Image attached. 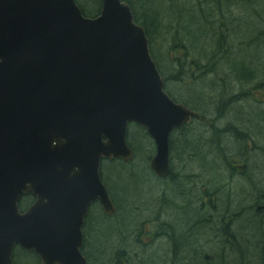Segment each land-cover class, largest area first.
I'll list each match as a JSON object with an SVG mask.
<instances>
[{
  "label": "water",
  "instance_id": "water-1",
  "mask_svg": "<svg viewBox=\"0 0 264 264\" xmlns=\"http://www.w3.org/2000/svg\"><path fill=\"white\" fill-rule=\"evenodd\" d=\"M102 3L87 18L76 0H0V264L16 247L40 264H88L90 207L116 213L102 162L134 161L129 126L147 130L151 169L167 178L173 132L203 120L166 92L131 7Z\"/></svg>",
  "mask_w": 264,
  "mask_h": 264
},
{
  "label": "trees",
  "instance_id": "trees-1",
  "mask_svg": "<svg viewBox=\"0 0 264 264\" xmlns=\"http://www.w3.org/2000/svg\"><path fill=\"white\" fill-rule=\"evenodd\" d=\"M122 1L131 7L136 23L146 30L151 53L164 78L167 93L176 102L186 105L203 117V120L194 121L173 133L172 172L168 179L156 180L158 185H152L151 191L148 189L158 201L171 205L158 208L156 213H151L150 210L144 211V216L149 214L155 218L148 219V222H157L159 226V233L155 232L153 236L162 238L168 245L164 254L165 260L161 264H217L215 261L219 264H264V200H253L255 204L249 208V212L241 211L237 214V208L235 212L232 211L234 203L222 200L227 190L223 184L225 180L223 170L230 173L227 176L230 180L241 176L236 174L241 168L236 167L234 156L238 154L234 151L233 145L241 146V142L246 145L252 139L250 131H256L257 134L254 132V136L264 144V113L255 110L244 113L237 107L247 102H256L255 92H263L264 95V64L262 65L264 58L247 61L243 58L244 54L242 57H233L235 44L232 38L250 34L249 29L252 26L249 25L248 19L236 20L235 17L229 18V16H232V10L250 9L251 6L258 7L259 11L264 13V8L260 9V6H264V0ZM76 2L85 17L95 18L102 10V0H76ZM159 2L162 7H159ZM258 17L259 23L264 26V14L263 16L258 14ZM163 23H167L166 29L169 32H175L169 49L170 54L174 56L173 59L170 60L168 55L163 53L166 70L162 69L159 57L152 52L158 46L157 38L161 30L165 29ZM241 26L242 29L248 30L242 31ZM225 29L229 30L225 31ZM258 31L255 38H249L250 42L241 41V47L247 49L254 43L258 49H261L264 46V30L260 31L259 28ZM243 48L240 53L245 50ZM220 66H224L226 71L222 69L220 72ZM209 79H211L208 86L211 99H208L210 102L205 108L197 103L191 104L181 95L176 96L170 88V84L182 89L190 86L200 87ZM201 93L203 96L202 90ZM209 106L215 111L212 112ZM209 113L213 115L211 120L207 117ZM232 114H236V122H231L224 128L218 127V124ZM128 144L135 153V160L129 164L120 160L109 163L132 166L137 164L135 161L142 159L138 163L145 170L142 178H148L147 182L155 180L156 177L150 170V160L155 153V145L147 131L137 125H131L128 131ZM244 153V156L249 154L247 150ZM177 159L179 163L185 165L179 172L176 168ZM241 163H244L243 173L245 170L244 174H248L246 176L250 179L245 180L249 185L248 191L245 188L240 190L241 201H245L244 198L249 197L251 190L252 192L255 190L257 180L253 176H257L260 183L264 184V175L261 169L258 170V164L253 168L252 165H248V159ZM190 164L195 166L191 169V173H188ZM194 171L199 173H193ZM123 172L126 170L123 169ZM102 175L105 185L118 205V216L124 214L127 208L126 205L117 202V193L131 195V190L120 180V176L114 178L115 190L109 183L105 170H102ZM263 187L258 190H264ZM134 193L140 195L135 191ZM172 194L176 198L175 202L168 201V196ZM33 200V196H24L20 204L21 209L30 205ZM226 210V216H222ZM188 211L193 212L194 217L175 224V216L171 213ZM163 217L166 219L165 223L159 224ZM139 223L141 222L135 220L133 227ZM133 227L131 231L125 233L126 238L123 243L126 247L123 244L121 247H115L116 245L112 243L105 246L101 235L104 233V226L99 227L98 238L92 239V245L96 244L99 255L89 253L88 248L84 251L89 264H144L145 260L152 259L157 252L149 251L150 247L140 240L144 225L139 224L137 231H132ZM256 232L258 235L261 234L260 238L256 237ZM152 244L155 245L156 242ZM206 251H208L207 258H201ZM14 261L15 264H40V259L34 252L20 248L15 250Z\"/></svg>",
  "mask_w": 264,
  "mask_h": 264
},
{
  "label": "rangeland",
  "instance_id": "rangeland-1",
  "mask_svg": "<svg viewBox=\"0 0 264 264\" xmlns=\"http://www.w3.org/2000/svg\"><path fill=\"white\" fill-rule=\"evenodd\" d=\"M159 7H162L163 5L159 2L158 3ZM157 5V6H158ZM264 8V6H260V9ZM258 14H260V16H263L264 13L260 12L258 7H254L251 6L250 9H246V8H241L240 10H232L231 11V15L230 17H235L236 20L237 19H248L250 20L249 25L252 26L251 29H249L250 34H247L245 37L242 35V37H238V38H232L234 41V46H233V57H242L244 54V57L247 61H251V60H257L260 59L261 57L264 58V46L261 47V49H258V46L254 43H252V46L248 47L247 49H245V47H241V41L245 40V42H250L251 38H255L257 36L256 33H258L259 28L260 31L264 30V26H261V24L259 23V17ZM244 17V18H243ZM175 25V24H174ZM163 26L165 29L161 30L160 36L157 38V47L155 48V50H153L152 52H154L158 57H159V61H161L162 63V69L166 70L167 65L165 63V58L163 57V53L165 55H168L169 59L172 60L173 59V54H170L169 49L172 46V36L175 37V32H169L166 29L167 23H163ZM248 27V25H247ZM242 29V26H241ZM240 29V30H241ZM247 28H243L242 31L246 30ZM248 30V29H247ZM183 36V34H182ZM181 36V37H182ZM245 38V39H244ZM250 38V39H249ZM247 40V41H246ZM244 46V45H242ZM162 48V51H161ZM243 48V52L240 53L241 49ZM208 50V49H207ZM207 50H205V52H208ZM240 53V54H238ZM181 56V55H180ZM264 61V60H263ZM264 64V62H262V65ZM164 66V68H163ZM222 69L224 70V66H220L219 71L222 72ZM226 70H224L225 72ZM259 71V70H258ZM210 80H206L204 81L205 84H201V86H190L189 88H179L176 85H172L170 84V88L171 90H173L174 94L176 96H183V98L185 100H189L191 102V104H195L197 103L198 105H200L201 107H206L207 105H209V100L211 99V94H210V90L208 88V86L210 85ZM189 85V84H188ZM220 87V86H217ZM203 92V96L201 93V90ZM263 91V90H262ZM263 92H255V101L256 102H247L245 105L241 104L239 106H237L239 109H241V111L245 112H250V110H255V112H263L264 113V95L262 94ZM179 98V97H178ZM227 98V97H226ZM181 99V98H180ZM210 110L213 112L215 111V109H213L212 107H210ZM211 113V112H210ZM207 116L208 119L211 120L212 118V114H210ZM236 114H232L229 115V118H227L226 120L222 121L220 124H218V127L220 128H224L225 126H227L229 123L231 122H236ZM213 120V119H212ZM132 128V127H131ZM259 131V130H258ZM254 132L257 134L256 131H250V135L252 136V139L250 141L247 142V144H243L241 142V146H239V144L237 145H233V147L235 146V150L236 153L238 154V156H234L235 159L234 161L237 163V168L239 166H241V169L239 170V172H236V174H238L240 177L235 178V180H230V178H227V176L230 175V173L225 172V170H223V176L225 178L224 180V186L226 187V191L225 194L227 192V195L225 196V194L223 195V201H230L233 204L232 206V211L235 212L236 208V214L240 213L241 211L247 213L249 212V208L255 204L253 203V200H257L260 198L261 194H264V192L262 193V190H258L260 187L264 186V184H261L260 179L257 176H253L255 178V180H257V182L255 181V190L252 192H250L249 197L244 198L245 201H241L242 197L240 194V190L242 188H245L247 191L249 189V185H247V180L248 179V174H244L243 173V165L244 163L241 162H245L248 159V165L254 164L257 165L258 164V170L261 169L262 174L264 175V144L256 138V136H254ZM259 140V142H258ZM257 143L255 144L254 142ZM260 148H257V147ZM241 150V151H240ZM243 150H247L249 152L248 155H243L245 154L243 152ZM241 152H243L241 154ZM258 153L262 154L263 156H260ZM140 161H142V159H139L137 161H135L137 164L132 165V166H123L120 165V163H115V164H110L109 162L104 163L103 164V170H105V175L107 176L108 180L110 181L109 183L112 184L114 186L115 189V181L114 178H118L120 176V180L124 183L127 184V187L129 188V190H131V195H123L121 193H117V197L116 200L117 202H119L120 205H129V207L127 208V211L124 214L121 215H117L115 216V219L109 221V223H106L107 226L104 227V234H108V238L106 239L105 237L103 240V244L105 246H108V243H112L114 245H116L115 247H121V245H124V238L125 237V233L131 231L133 224H135V220L136 222H141L139 224L144 225V229L142 230V234L140 236V240L143 242V244L148 245L150 248V250H152L151 252H157L156 254L153 255V258L150 260H145L144 264H161V262H163L165 260V250L166 248H168L167 242H165L162 238H155L153 236V233L155 234V232L159 233L158 231V225L157 222H148V219H155L151 216H149V214H147V216H144L143 213H141L142 211H146V210H150L151 213H156L158 208H162V207H170V204H163L162 201H158L157 197L154 196V194H149V195H145L148 194V189H150L152 187V185H154L153 181H145L146 183L143 185L144 188H146L147 192H144L141 194L142 197V201L139 202L138 200V196H136L137 194H133V192H137V193H141V186H140V182L142 181V174L145 171L144 169H142L143 167L138 164L140 163ZM188 164V163H186ZM191 165V164H190ZM184 163H179V159H177L176 161V168H178L179 172L180 170L183 169L184 167ZM195 165H191L188 167V173H191V169H193ZM182 168V169H181ZM240 168V167H239ZM243 168V169H242ZM123 169L126 170V172H123ZM128 173V174H127ZM193 173H199V171H194ZM133 174V175H131ZM145 175V174H144ZM245 176V177H244ZM263 177V176H262ZM243 178V179H242ZM148 179V178H147ZM250 180V179H248ZM198 186V184H197ZM139 189V190H135V189ZM191 188H193L191 186ZM264 188V187H263ZM211 189H213V187L211 186ZM116 190V189H115ZM133 190V192H132ZM258 190V191H257ZM264 191V190H263ZM153 195V196H151ZM156 195V194H155ZM158 195V194H157ZM259 197V198H257ZM222 198V197H221ZM176 198H174V195H169L168 196V201L170 202H175ZM264 200V199H262ZM241 202V203H239ZM119 205V206H120ZM226 208V207H225ZM224 208V209H225ZM226 212L227 210L223 213L222 211V216H226ZM233 212V213H234ZM97 217L95 218L96 223L99 222V218L98 215L99 213H96ZM171 215L175 216V224H178L179 222H182L183 220H189L190 218L194 217V213L191 212H175V213H171ZM229 216V215H227ZM248 216V215H247ZM245 215V217H247ZM117 217V218H116ZM167 217V216H166ZM169 217V216H168ZM165 218L163 217L162 220L159 222L160 223H165ZM102 222V221H101ZM138 224V225H139ZM138 225L136 227H133L132 231H137L138 230ZM141 230V229H140ZM256 237L260 238L261 234L258 232H256ZM93 236H96V234L94 233ZM132 238H134V236H132ZM153 242H156L155 245L152 244ZM203 240H201L202 242ZM204 242V241H203ZM94 243V241H93ZM124 247H126V245H124ZM158 248H160L158 250ZM98 247L96 245H91L90 247V252L91 254H95V255H99L97 252ZM201 252V251H200ZM207 254L208 251H206L201 258L206 259L207 258ZM154 260V261H151ZM217 264H219L218 261H215Z\"/></svg>",
  "mask_w": 264,
  "mask_h": 264
},
{
  "label": "flooded vegetation",
  "instance_id": "flooded-vegetation-1",
  "mask_svg": "<svg viewBox=\"0 0 264 264\" xmlns=\"http://www.w3.org/2000/svg\"><path fill=\"white\" fill-rule=\"evenodd\" d=\"M229 30V29H228ZM227 29H225V31H228ZM232 31V30H231ZM255 144H256V142H254ZM150 165H151V163H150ZM252 166H253V168L255 167V165L254 164H251ZM250 165V166H251ZM240 168H241V166H239ZM150 170H151V166H150ZM151 172H152V170H151ZM153 173V172H152ZM153 175L156 177L155 178V180H153V182H154V185L155 186H157L158 184H157V181H163V180H166V179H168V178H164V179H160V178H158L154 173H153ZM101 178H102V181H103V175H102V167H101ZM149 180V179H148ZM157 180V181H156ZM145 181H147V178H142V181H139L141 184H140V186H141V193H140V195L138 196V195H136V196H138V201L139 202H141L142 201V197L143 196H141V194L142 193H144V192H147V190H146V188H144L143 186H142V184L144 185L146 182ZM104 182V181H103ZM105 184V183H104ZM106 186V185H105ZM106 188H107V190H108V192H109V194H110V196H111V199H112V201H113V203H114V206H115V208H116V213L117 214H115L114 216H112V217H109V216H107L104 212H103V209H102V206H101V204L97 201L96 203H94V204H92V206L90 207V209H89V213H88V216H87V218H86V221H85V226H84V228H83V232H84V247H83V250H82V252H83V255L86 257V259H87V261H88V258H87V256L85 255V253H84V251L88 248L89 249V253H90V247H91V245H92V239H96V237L98 238V229H99V227H102V226H107V224L106 223H109V221H111V220H113V219H115V216H117L118 215V205H117V203L114 201V199H113V197H112V195H111V193H110V191H109V189H108V187L106 186ZM150 191H151V189H149ZM151 193V192H150ZM149 192H148V194H145V195H149L150 194ZM29 196H33V195H29ZM151 196H153V195H151ZM34 197V200H33V202L30 204V205H28V206H26L24 209H21V207H20V209H21V211L22 212H25L26 210H28L31 206H33L34 205V203L36 202V197L35 196H33ZM21 201H22V199H21ZM21 201H20V204H21ZM20 206V205H19ZM126 208H128L129 207V205H126L125 206ZM99 213V215H98V218H99V222L98 223H96V221H95V218L97 217V215H96V213ZM143 214H145V212L143 211L142 212ZM102 221V222H101ZM96 234V236H93V234ZM101 234V233H100ZM102 235V237H105L106 239L108 238V234H104V233H102L101 234ZM155 237V236H154ZM153 242V241H152ZM94 245H96L95 243H94ZM18 247H16L15 248V250L17 249ZM15 250H14V257H15ZM14 257H13V260H14ZM14 264H15V261H14ZM88 264H89V261H88Z\"/></svg>",
  "mask_w": 264,
  "mask_h": 264
},
{
  "label": "bare ground",
  "instance_id": "bare-ground-1",
  "mask_svg": "<svg viewBox=\"0 0 264 264\" xmlns=\"http://www.w3.org/2000/svg\"><path fill=\"white\" fill-rule=\"evenodd\" d=\"M263 192H264V191H263V189H262V193H263ZM259 199H260V201H261L262 199H264V194H261ZM258 205H259V204H258Z\"/></svg>",
  "mask_w": 264,
  "mask_h": 264
}]
</instances>
